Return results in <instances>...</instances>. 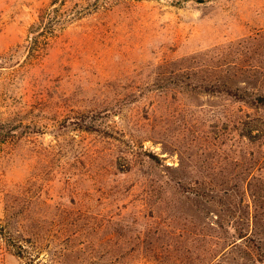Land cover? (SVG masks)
Wrapping results in <instances>:
<instances>
[{
    "label": "rangeland",
    "instance_id": "374dc122",
    "mask_svg": "<svg viewBox=\"0 0 264 264\" xmlns=\"http://www.w3.org/2000/svg\"><path fill=\"white\" fill-rule=\"evenodd\" d=\"M0 264H264V0H0Z\"/></svg>",
    "mask_w": 264,
    "mask_h": 264
}]
</instances>
